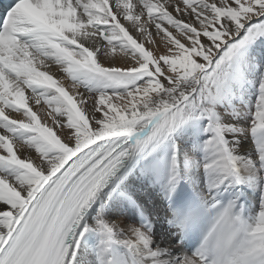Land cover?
<instances>
[{
  "label": "snow or ice",
  "instance_id": "1",
  "mask_svg": "<svg viewBox=\"0 0 264 264\" xmlns=\"http://www.w3.org/2000/svg\"><path fill=\"white\" fill-rule=\"evenodd\" d=\"M0 264H264V0L0 5Z\"/></svg>",
  "mask_w": 264,
  "mask_h": 264
}]
</instances>
